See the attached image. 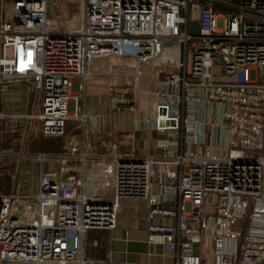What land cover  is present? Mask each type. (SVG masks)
I'll list each match as a JSON object with an SVG mask.
<instances>
[{
	"label": "built area",
	"instance_id": "1",
	"mask_svg": "<svg viewBox=\"0 0 264 264\" xmlns=\"http://www.w3.org/2000/svg\"><path fill=\"white\" fill-rule=\"evenodd\" d=\"M49 7L0 0V89L29 80L42 96L40 132L66 138L60 154L36 155L60 162L41 172L36 193H0V264H129L88 259L84 238L116 228L121 201L132 198L147 201L150 218L175 220L149 226L169 264H201L188 252L204 232L214 264H264V0H80L68 28L54 26ZM195 20L199 36L190 34ZM115 56L161 76L153 128L166 138L146 156L101 154L66 134L70 118L87 123L94 65L107 70ZM89 162L106 167L93 186L111 184L112 201L86 193Z\"/></svg>",
	"mask_w": 264,
	"mask_h": 264
},
{
	"label": "crops",
	"instance_id": "2",
	"mask_svg": "<svg viewBox=\"0 0 264 264\" xmlns=\"http://www.w3.org/2000/svg\"><path fill=\"white\" fill-rule=\"evenodd\" d=\"M115 57L120 61L115 67L121 70V76L114 74L115 71L108 78L88 82L83 102L88 115L87 123L85 126H81L83 129L80 132H75L74 128L68 129L67 137L71 135L85 136L89 141L96 143L97 152L101 154L134 151L139 156H146L155 152L154 143L156 140L166 138L164 134L157 132L150 125L144 124L148 120L153 121L156 116L157 93L154 97L152 95L145 97L143 94L142 98H137L138 106L135 107V111L143 115L142 118L136 119L137 122L132 127V137L128 139H125L123 135L125 120L123 117L117 116V112L123 113L124 109L119 108L118 105L114 106L113 95L121 96L124 93L134 96L136 95L134 90L137 89V94L139 93L138 85L140 84L155 86L157 82L156 88L158 89L161 76L152 64H148L145 72L138 74L136 69L133 71L130 68L124 69L122 66L124 64H121L124 61H121L123 57ZM113 58L105 61L107 69V61L113 60ZM132 62L135 65L138 63L135 59ZM116 77L118 81L114 80ZM122 82L126 85H121ZM130 83L133 84V87L129 86ZM144 93L146 94V92ZM109 105L113 107L114 113H110ZM41 107L42 96L33 90L29 80H18L0 89V154L4 155L3 162L0 163V193L15 191L34 194L39 189L41 172H55L60 167V162L57 159L52 158L41 163L36 157L41 153L60 154L66 140L65 137L42 135L40 121L37 118ZM29 115L32 117H27ZM146 127L147 129H145ZM11 132L18 133L17 138L13 141L19 146L17 150L7 142L8 134ZM105 168L103 165L92 162L86 165L85 180L88 182L86 193L99 200L101 197L106 198L104 188L107 185L99 184L96 187L93 186V183L96 173ZM174 221V219L161 216L150 218L149 206L144 199H123L118 211L117 226L114 229L105 230L106 240H103L100 230L90 229L86 232L85 254L88 259L102 263L169 264L167 247L149 241V226L151 224H170ZM241 245V240L232 242L231 246L236 255L231 260L240 256ZM99 247L106 249L105 257L99 256L94 251ZM188 253L198 256L201 264H214L211 234L204 232L201 241L195 242Z\"/></svg>",
	"mask_w": 264,
	"mask_h": 264
},
{
	"label": "rangeland",
	"instance_id": "3",
	"mask_svg": "<svg viewBox=\"0 0 264 264\" xmlns=\"http://www.w3.org/2000/svg\"><path fill=\"white\" fill-rule=\"evenodd\" d=\"M49 2H50L49 16H50V18H52L55 27L62 28L63 26H65L68 28L74 24L73 17L72 18H70V17L74 11H75L74 14L75 15L77 14V8L80 9V7H79L80 0H49ZM128 60H130V61H128ZM132 60H134L133 57L124 56L122 58L121 61H123V62L121 64H124V65H122V66H124V69L130 68L132 71L134 69H136L137 73L141 74V73L145 72V68L149 66L148 64H144V63H140V64L137 63L135 65L132 62ZM119 62L120 61L117 60L116 57H114L113 60L107 61L108 69L106 71L99 70V66L97 64H95L94 65L95 68H93L94 72L90 75L88 82H90V80L95 81L97 79L108 78V76L112 75V72H115V71H116V73H114V74L121 76V73H122V72L120 73L121 70H119L118 68L115 67L116 64ZM109 67H111V68H109ZM125 75H128V74H125ZM114 80H117V77ZM121 85L125 86L126 83L122 82ZM156 85H157V82H156ZM156 85L154 86L153 84H151L150 86H144V85L140 84V85H138L139 89H140L138 94H137V89L136 90L133 89L134 92L136 93V95H134V96H131V94L121 95L122 98H126L127 105L124 106L122 103L118 105L119 108H123L124 111H123V113L118 111L117 116L121 117V118L123 117V119L125 120L124 121L125 124L123 125V131H124L123 135L125 136V139H128V137H130L132 135V132H133L132 127L136 124V122H137L136 119L142 118V115H143L142 113H138L137 111H135V107L138 106L137 98H142L143 94L145 97H147V95L148 96L152 95L154 97L158 91V89L156 88ZM129 86L133 87V84L130 83ZM143 91L146 92V94ZM112 103H113V101H112ZM109 108H110V113H114L113 107L111 105H109ZM144 124L150 125V127L154 126V122L150 121V120L144 122ZM77 126H78V121H76L73 118H70L68 123H67L66 134L68 133V129L74 128L75 132H80L83 129V127L78 128ZM167 126L171 129H173L175 127V125L171 124V121H169L167 123ZM145 129H147V127ZM129 131H131V132H129ZM17 135H18L17 132H14V133L11 132L8 134L9 137H7L8 138L7 142H9L10 145L12 144V146L14 147L15 150H17L19 147L18 145H16V143H13V141L17 138ZM3 156H4L3 154L0 156V163L3 162V159H2ZM108 164H109V162H108ZM107 169H109V167H107ZM104 189H105L104 192H105L106 198L101 197V199L98 201L103 202V203L112 201V199H113V196H112L113 188H112L111 184L107 185ZM103 230H106V229H103Z\"/></svg>",
	"mask_w": 264,
	"mask_h": 264
},
{
	"label": "trees",
	"instance_id": "4",
	"mask_svg": "<svg viewBox=\"0 0 264 264\" xmlns=\"http://www.w3.org/2000/svg\"><path fill=\"white\" fill-rule=\"evenodd\" d=\"M198 1H200V2H204V0H198ZM223 4L222 3H217L216 4V8H223ZM92 230H100V232H101V234H103V240H106L107 239V233H106V231L105 230H103V229H92ZM106 230H108V229H106ZM100 238V237H99ZM102 238V237H101ZM100 238V239H101ZM99 256H101V257H105V253H106V249L105 248H97V250H94ZM97 261V260H96ZM98 262H100V261H98Z\"/></svg>",
	"mask_w": 264,
	"mask_h": 264
},
{
	"label": "water",
	"instance_id": "5",
	"mask_svg": "<svg viewBox=\"0 0 264 264\" xmlns=\"http://www.w3.org/2000/svg\"><path fill=\"white\" fill-rule=\"evenodd\" d=\"M234 2H238L239 0H233ZM190 34L192 36H199L200 35V24L198 20H195L190 27ZM223 64L225 63L224 60L221 61Z\"/></svg>",
	"mask_w": 264,
	"mask_h": 264
},
{
	"label": "bare ground",
	"instance_id": "6",
	"mask_svg": "<svg viewBox=\"0 0 264 264\" xmlns=\"http://www.w3.org/2000/svg\"><path fill=\"white\" fill-rule=\"evenodd\" d=\"M54 17V16H53ZM70 21V20H69ZM41 95V94H40Z\"/></svg>",
	"mask_w": 264,
	"mask_h": 264
}]
</instances>
